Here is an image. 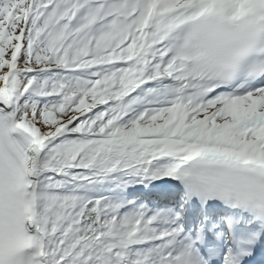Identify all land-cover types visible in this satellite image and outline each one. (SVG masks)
<instances>
[{
    "label": "snow or ice",
    "instance_id": "obj_1",
    "mask_svg": "<svg viewBox=\"0 0 264 264\" xmlns=\"http://www.w3.org/2000/svg\"><path fill=\"white\" fill-rule=\"evenodd\" d=\"M0 264H264V0H0Z\"/></svg>",
    "mask_w": 264,
    "mask_h": 264
}]
</instances>
